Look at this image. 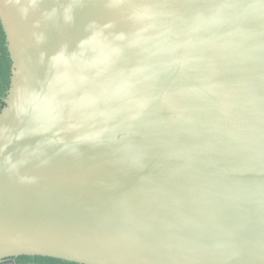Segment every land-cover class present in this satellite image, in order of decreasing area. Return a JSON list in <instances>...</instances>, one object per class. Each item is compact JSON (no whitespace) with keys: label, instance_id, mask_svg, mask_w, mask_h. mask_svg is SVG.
Wrapping results in <instances>:
<instances>
[{"label":"water","instance_id":"1","mask_svg":"<svg viewBox=\"0 0 264 264\" xmlns=\"http://www.w3.org/2000/svg\"><path fill=\"white\" fill-rule=\"evenodd\" d=\"M0 264H264V0H0Z\"/></svg>","mask_w":264,"mask_h":264},{"label":"trees","instance_id":"2","mask_svg":"<svg viewBox=\"0 0 264 264\" xmlns=\"http://www.w3.org/2000/svg\"><path fill=\"white\" fill-rule=\"evenodd\" d=\"M12 59L10 57L4 28L0 21V110L3 108V98L10 88ZM16 264H78L51 257L22 256L15 259Z\"/></svg>","mask_w":264,"mask_h":264}]
</instances>
